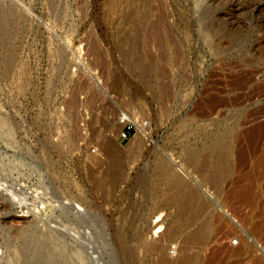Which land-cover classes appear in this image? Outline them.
I'll use <instances>...</instances> for the list:
<instances>
[{
    "label": "rangeland",
    "instance_id": "obj_1",
    "mask_svg": "<svg viewBox=\"0 0 264 264\" xmlns=\"http://www.w3.org/2000/svg\"><path fill=\"white\" fill-rule=\"evenodd\" d=\"M37 228L71 264H264V0H0V264Z\"/></svg>",
    "mask_w": 264,
    "mask_h": 264
},
{
    "label": "bare ground",
    "instance_id": "obj_2",
    "mask_svg": "<svg viewBox=\"0 0 264 264\" xmlns=\"http://www.w3.org/2000/svg\"><path fill=\"white\" fill-rule=\"evenodd\" d=\"M158 25V24H156ZM157 27V26H155ZM160 28V27H159ZM159 31V29H158ZM220 170L219 169H216L215 170V174H219ZM175 184V183H174ZM178 184V183H176ZM238 190V189H237ZM243 191H238L241 195L240 196H246L245 193H247V189L244 190L242 189ZM178 191V189H177ZM182 191V188L181 190ZM236 191V190H235ZM237 191L235 193H238ZM181 193V192H180ZM183 194V193H182ZM69 200V199H68ZM78 210V209H77ZM161 215V214H160ZM163 217V216H162ZM161 216L157 217V219L154 221L155 223H159V226L157 227L156 229V232H160L163 230V223L165 221V218H162ZM70 227V226H69ZM260 226L258 225V228ZM262 227V226H261ZM39 228V227H38ZM37 229H32V230H28V231H25V235L26 237L22 238L24 239V245L22 246L23 248V254L21 257H23L22 261H20V264H71V259L73 260L72 258V255H70V253H68V250L66 251L67 249V246L66 244H63V243H60L58 244V247L57 248L56 246H53L55 245L54 244V239H55V236L50 233L49 231H47V233L45 232L46 230L44 231H40ZM78 229V228H77ZM223 230V229H222ZM260 230V229H259ZM223 232V231H222ZM32 233V235H31ZM220 233V232H218ZM28 235V236H27ZM227 236V234H225ZM224 235V236H225ZM24 236V235H23ZM166 236V235H165ZM221 236V235H220ZM218 238V237H217ZM227 238V237H226ZM186 239V238H185ZM191 239V238H190ZM228 239V238H227ZM230 239V238H229ZM56 240V239H55ZM60 240V239H59ZM189 240V238H188ZM219 240V239H218ZM232 240V239H231ZM185 241V240H184ZM187 241V240H186ZM229 241V240H228ZM187 243V242H186ZM185 243V244H186ZM190 243V241H189ZM193 243V242H192ZM220 243V242H218ZM221 244V243H220ZM222 244H225V243H222ZM52 245V246H51ZM221 246V245H220ZM219 246V247H220ZM223 246V245H222ZM221 246V247H222ZM226 245H224L222 248H224ZM227 247V246H226ZM94 248V247H93ZM212 248V247H211ZM77 249V248H76ZM79 249V248H78ZM218 249V248H216ZM215 249V250H216ZM22 250V249H21ZM82 250V249H81ZM190 250V249H189ZM188 250V251H189ZM80 250H78L79 252ZM211 251V250H210ZM228 252L230 254L232 253H235L236 252V249L234 247L232 248H226L224 250V252ZM78 252H75L76 254H78ZM222 252V251H221ZM21 253V251H20ZM74 253V252H73ZM82 253V252H81ZM175 253V252H174ZM220 253V252H219ZM223 254V253H222ZM75 256V254H74ZM73 256V257H74ZM186 256V255H185ZM226 256V255H225ZM81 258V257H80ZM209 258V257H208ZM212 258V257H211ZM216 257H214L215 259ZM217 260V259H215ZM74 261V260H73ZM77 261V260H76ZM81 261V260H80ZM91 261V260H90ZM208 261V260H206ZM214 262V260L212 261ZM216 262V261H215ZM75 263V262H74ZM78 263V261H77ZM81 263V262H80ZM207 264V263H206ZM211 264V263H210ZM217 264V263H216Z\"/></svg>",
    "mask_w": 264,
    "mask_h": 264
},
{
    "label": "built area",
    "instance_id": "obj_3",
    "mask_svg": "<svg viewBox=\"0 0 264 264\" xmlns=\"http://www.w3.org/2000/svg\"><path fill=\"white\" fill-rule=\"evenodd\" d=\"M115 122L116 124L121 126V130L119 132V138L128 139L134 129V122L132 121V119L126 113L122 112L115 120Z\"/></svg>",
    "mask_w": 264,
    "mask_h": 264
}]
</instances>
